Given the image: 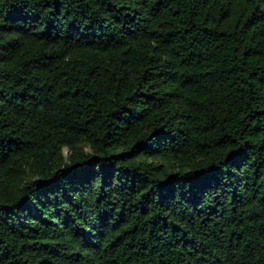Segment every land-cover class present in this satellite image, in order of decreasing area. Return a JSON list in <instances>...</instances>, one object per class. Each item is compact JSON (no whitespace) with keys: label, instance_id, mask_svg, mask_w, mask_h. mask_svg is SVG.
Instances as JSON below:
<instances>
[{"label":"trees","instance_id":"obj_1","mask_svg":"<svg viewBox=\"0 0 264 264\" xmlns=\"http://www.w3.org/2000/svg\"><path fill=\"white\" fill-rule=\"evenodd\" d=\"M0 264H264V0H0Z\"/></svg>","mask_w":264,"mask_h":264}]
</instances>
